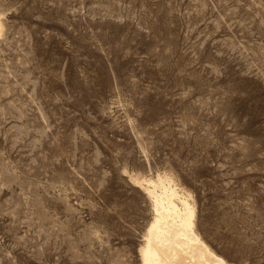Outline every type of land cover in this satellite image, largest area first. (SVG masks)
<instances>
[{
	"label": "rangeland",
	"instance_id": "1",
	"mask_svg": "<svg viewBox=\"0 0 264 264\" xmlns=\"http://www.w3.org/2000/svg\"><path fill=\"white\" fill-rule=\"evenodd\" d=\"M0 264H139L168 173L230 264H264V0H0Z\"/></svg>",
	"mask_w": 264,
	"mask_h": 264
},
{
	"label": "bare ground",
	"instance_id": "2",
	"mask_svg": "<svg viewBox=\"0 0 264 264\" xmlns=\"http://www.w3.org/2000/svg\"><path fill=\"white\" fill-rule=\"evenodd\" d=\"M3 30L0 15V36ZM131 178L152 204V217L138 248L139 264H230L198 231L193 195L172 175Z\"/></svg>",
	"mask_w": 264,
	"mask_h": 264
}]
</instances>
